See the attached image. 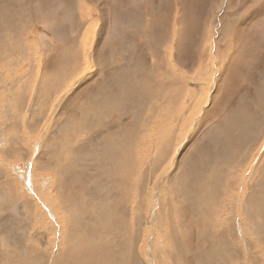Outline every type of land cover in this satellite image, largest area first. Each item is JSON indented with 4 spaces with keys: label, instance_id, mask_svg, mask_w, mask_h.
Here are the masks:
<instances>
[{
    "label": "rangeland",
    "instance_id": "1",
    "mask_svg": "<svg viewBox=\"0 0 264 264\" xmlns=\"http://www.w3.org/2000/svg\"><path fill=\"white\" fill-rule=\"evenodd\" d=\"M210 1L0 0V264H264V0Z\"/></svg>",
    "mask_w": 264,
    "mask_h": 264
},
{
    "label": "bare ground",
    "instance_id": "2",
    "mask_svg": "<svg viewBox=\"0 0 264 264\" xmlns=\"http://www.w3.org/2000/svg\"><path fill=\"white\" fill-rule=\"evenodd\" d=\"M179 1H180V0H175L177 6L180 4V3H178ZM209 1H210V0H209ZM223 1H224V0H211V1H210V5L212 4L213 6H212V7L210 8V10L208 11V12H209V13H208L209 16L206 18L205 25L202 27V36H201V37H203V38L205 37V38H207V39L209 38V35L212 33V23L216 21V17H215V19H214V17L211 15V12H214V8L216 7V4H218V3H222ZM181 2H182V1H181ZM53 4H55V3H53ZM53 4H52V5H53ZM172 4H173V9L175 10L174 3L172 2ZM181 4H182V3H181ZM181 4H180V7H179V8H182V5H181ZM210 5H209V6H210ZM227 5H228V2H227ZM227 5H226V7H228ZM207 6H208V5H207ZM177 8H178V7H177ZM202 8H203V7H202ZM54 10H55V9H54ZM54 10H53V11H54ZM169 11L172 12V9L168 10L167 12H169ZM184 11H185V9H184ZM233 12H234V11H233ZM239 12H240V11H239ZM175 13H176V11H175V12L173 11V15H174V17H173L172 21H170V22L172 23L173 33H174V29H176V28H175V22L177 21V19H176V16H177V15L175 16ZM71 15H72V14H71ZM236 15H237V14H236ZM13 16H14V15H13ZM202 16H203V15H202ZM230 16H231V15H230ZM205 17H206V16H205ZM205 17H204V19H205ZM228 17H229V16H228ZM12 18H13V17H12ZM54 18H55V17H54ZM71 18H72V17H71ZM183 18H184V17H183ZM55 19H56V18H55ZM233 19H234V18H233ZM233 19H232V20H233ZM56 20H57V19H56ZM72 21H73V20H72ZM228 21H230V20H228ZM228 21H227V22H228ZM17 22H18V21H17ZM53 22H54V21H53ZM230 22H232V21H230ZM55 23H57V22L55 21ZM203 23H204V22H203ZM75 24H76V22H75ZM169 24H170V23H169ZM76 25H77V24H76ZM228 25H229V24H228ZM228 25H227V26H228ZM230 25H231V24H230ZM9 26H10V25H9ZM228 27H229V26H228ZM10 28H11V27H10ZM232 28H233V27H231V29H232ZM226 29H227V28H226ZM176 31H177V30H176ZM200 33H201V32H200ZM225 33H227V32H225ZM232 33H233V32H232ZM230 34H231V33H230ZM9 35H10V34H9ZM16 35H17V34H16ZM10 36H11V35H10ZM18 36H19V35H18ZM201 37H200V38H201ZM197 38H198V37H197ZM18 39H19V38H18ZM3 40H4V39H3ZM14 40H15V39H14ZM162 40H163V39H162ZM166 40H167V39H166ZM166 40H165V41H166ZM228 40H229V37H225V36H223V41H225V44H226V42H227ZM45 41H46V40H45ZM167 41H168V40H167ZM210 41H211V40H210ZM12 42H13V41H12ZM15 42H17V41H15ZM71 42H72V41H71ZM163 42H164V40H163ZM207 42H209V41H207ZM69 43H70V42H69ZM165 43H166V42H165ZM170 43H171V42H170ZM67 44H68V43H67ZM73 44H75V43H73ZM163 44H164V43H163ZM207 44H208V43H207ZM19 45H20V44H19ZM200 45L203 46V44H201V43H200ZM162 46H163V45H162ZM90 47H91V46H90ZM170 47H171V46H170ZM244 47H246L245 44H244ZM163 48L166 49V52H167V46H166L165 44H164V47H163ZM90 49H91V48H90ZM168 49H169V48H168ZM199 49H200V48H199ZM19 51H20V50H19ZM44 51H45V50H44ZM92 52H93V51H92ZM20 53H22V52L20 51ZM35 53H37V52H35ZM158 53H159V52H158ZM199 54H200V53H199ZM200 55H201V54H200ZM158 57H159V56H158ZM77 58H78V57H77ZM160 58L162 59V62L165 63V65H166V60H168L167 63H168V65H169V67H171V68L173 67L172 64L170 63V59H169L170 57H169V55H168L167 53H165V52L161 53ZM166 58H167V59H166ZM10 60H11V59H10ZM74 60H75V58H74ZM79 61H80V60H79ZM157 61L159 62V60H157ZM74 62H75V61H74ZM92 62H93V61H92ZM42 63H43V62H42ZM98 63H99V62H98ZM92 64H93V63H92ZM102 64H103V63H102ZM111 64H112V63H111ZM93 66H94V65H93ZM109 66H111V65H109ZM100 67H101V66H100ZM126 67H127V66H126ZM126 67H125V68H126ZM14 68H15V66L13 67V69H14ZM44 68H45V65H44ZM86 68H87V67H86ZM118 68H119V67H118ZM99 69L102 70L101 68H99ZM176 69H177V68H176ZM73 70H74V69H73ZM111 70H112V69H111ZM166 70H167V69H166ZM81 71H82V70H81ZM98 71H99V70H98ZM112 71H113V70H112ZM170 71H172V69H171ZM172 73H173V75H175V74L178 73V70H177V72L172 71ZM75 76H77V74H76ZM78 76H79V75H78ZM170 76H171V75H170ZM10 77H11V76H10ZM166 77H168V76H166ZM39 79H40V84H41V86H42V88H43V85H45V82H46V81H44L42 78H39ZM90 79H91V78H90ZM171 79H172V76H171ZM17 80H18V79H17ZM91 80H92V79H91ZM96 80H97V79H96ZM96 80L94 81L95 83H96ZM74 81H75V80H74ZM74 81H72V82H74ZM76 81H77V79H76ZM165 83H166V82H165ZM0 84H1V83H0ZM12 84H14V83H12ZM5 85H6V84H5ZM95 85H96V84H95ZM15 86H16V85H15ZM41 86H39V88H41ZM97 86H98V85H97ZM7 87H8V86H7ZM84 87H86V86H84ZM1 88H2V87H1ZM90 88H91V87H89V89H90ZM46 89H47V91L42 95L41 99H40V100H37V104H38V105L42 104L43 102H46V101L50 98V94H49V92H50V85H46ZM91 89H92V88H91ZM96 89H97V88H96ZM15 90H16V89H15ZM15 90H14V92H15ZM22 90H24V89H22ZM25 90H26V89H25ZM80 90H81V89H80ZM87 90H88V89H87ZM94 90H95V89H94ZM34 91L37 92V88H35ZM90 91H91V90H90ZM10 93H11V92H10ZM17 93H19V92H17ZM21 93H22V92H21ZM74 93H75V92H74ZM81 93H85V90H84L83 92H81ZM0 94H1V93H0ZM7 94H8V93H7ZM12 94L14 95V93H12ZM56 94H57V93H56ZM56 94H53V95H56ZM71 94H72V93H71ZM86 94H87V93H86ZM90 94H91V93H90ZM23 95H24V94H23ZM8 96H9V95H8ZM16 96H17V95H16ZM16 96H15V97H16ZM61 96H62V95H61ZM61 96H60V97H61ZM78 96H80V95H78ZM91 96H92V95H91ZM2 97H3V96H2ZM2 97H1V99H2ZM4 97H5V96H4ZM4 97H3V98H4ZM9 97H11V96H9ZM12 97H13V96H12ZM51 97H52V96H51ZM56 97H58V96L56 95ZM64 97H65V96H64ZM92 97H93V96H92ZM66 98H67V97H66ZM77 98H78V97H77ZM90 98H91V97H90ZM99 98H100V97H99ZM4 99H5V98H4ZM22 99H23V98H22ZM32 99H36V97H33ZM56 99H57V98H52L53 101H56ZM58 99H59V98H58ZM58 99H57V101H58ZM75 99H76V98H75ZM80 99H81V98H80ZM80 99H79V100H80ZM8 100H9V99H8ZM8 100H7V101H8ZM10 100H11V99H10ZM10 100H9V101H10ZM17 100H18V99H17ZM62 100H63V99H62ZM85 100H86V99H85ZM93 100H94V99H93ZM5 101H6V100H5ZM81 101H82V100H81ZM1 102H2V101H1ZM13 102H16V101H13ZM48 102H49V100H48ZM64 102H66V101H64ZM95 102H96L97 104L99 103V102H97V101H95ZM4 103H5V102H4ZM8 104H9V103H8ZM17 104H18V102H17ZM67 104H68V103H67ZM71 104H72V103H71ZM0 105H1V104H0ZM6 105H7V104H6ZM56 105H57V104H56ZM89 106H90V105H89ZM93 106H94V105H93ZM97 106H99V105H97ZM10 107H11V106H10ZM15 107H16V106H15ZM61 107H62V106H61ZM85 107H86V106H85ZM90 107H91V106H90ZM66 108H67V107H66ZM75 108H76V106H75ZM80 108H82V107H80ZM2 109H3V108H2ZM17 109H18V111H19V108H17ZM17 109H16V110H17ZM27 109H28V108H27ZM46 109H47V108H43V109H42L41 107L39 108V110H44V111H45ZM12 110H13V109H12ZM12 110L10 109V111H12ZM14 110H15V109H14ZM25 110H26V109H25ZM69 110H70V109H69ZM78 110H79V108H78ZM50 111H51V110H50ZM73 111H74V110H73ZM86 111H87V110H86ZM2 112H4V110H3ZM12 112H13V111H12ZM57 112H58V110H57ZM88 112H89V111H88ZM91 112H92V111H91ZM5 113H6V112H4V114H5ZM9 113H10V112H9ZM17 113H20V112H17ZM23 113H24V112H23ZM61 113H62V112H61ZM67 113H68V112H67ZM67 113H66V114H67ZM84 113H85V112H84ZM6 114H7V113H6ZM62 114H63V113H62ZM70 114H71V113H70ZM72 114H73V113H72ZM87 114H90V113H87ZM87 114H86V115H87ZM42 115H45V114H42ZM49 115H50V114H49ZM63 115H64V114H63ZM75 115H76V114H75ZM208 115H209V114H208ZM210 115H211V114H210ZM1 116H4V115H1ZM61 116H62V115H61ZM82 116L84 117V115H82ZM31 117H32V116H31ZM50 117H51V116H50ZM86 117H87V116H86ZM73 118H74V117H73ZM87 118H88V117H87ZM206 118H207V117H206ZM33 119H34V118H33ZM35 119H36V117H35ZM35 119H34V120H35ZM39 119H40V118H39ZM39 119L37 118V120H39ZM49 119H50V118H49ZM49 119H48V120H49ZM51 119H52V117H51ZM76 119H77V118H76ZM81 119H82V118H81ZM199 120H200V119H199ZM41 121H42V120H41ZM67 121H68V120H67ZM30 122H32V121H30ZM35 122H36V121H35ZM73 122H74V121H73ZM77 122H78V119H77ZM80 122H81V121H80ZM199 122H200V121H199ZM21 123H22V122H21ZM32 123H33V122H32ZM38 123H39V122H38ZM44 123H45V122H44ZM65 123H66V122H65ZM81 123H82V122H81ZM166 123H167V122H166ZM259 123H260V122H259ZM34 124H35V123H34ZM42 124H43V122H42ZM47 125H48V124H47ZM199 125H200V124H199ZM10 126H11V125H10ZM17 126H18V125H17ZM55 126H56V125H55ZM83 126H86L85 123L83 124ZM83 126H82V127H83ZM256 126H257V125H256ZM38 127H39V126H38ZM80 127H81V126H80ZM257 127H258V126H257ZM36 128H37V127H36ZM77 128H78V127H77ZM163 128H164V127H163ZM197 128H198V126H197ZM262 128H263V127H262ZM86 129H87V128H86ZM168 129H169V128H168ZM29 130H30V129H29ZM36 130H37V129H36ZM36 130H35V132H37ZM59 130H60V129H59ZM45 131H46V130H45ZM47 131H48V130H47ZM164 131H165V130H164ZM164 131H163V132H164ZM168 132H169V130H168ZM39 133H40V132H39ZM48 133H49V132H48ZM101 133H102V132H101ZM169 133H170V132H169ZM167 134H168V133H167ZM60 137H61V136H60ZM156 137H157V136H156ZM156 137H155V138H156ZM189 137H190V136H189ZM63 138H64V137H63ZM63 138H62V140H63ZM261 138H262V137H261ZM162 139H163V138H162ZM59 140H60V139H59ZM64 140H65V138H64ZM105 140H106V139H105ZM42 141H43V140H42ZM55 141H56V140H55ZM231 141H232V140H231ZM63 142H64V141H63ZM161 142H162V141H161ZM34 143H36V142H34ZM12 144H13V143H12ZM48 144H49V143H48ZM13 145H14V144H13ZM50 145H51V144H50ZM161 145H162V144H161ZM10 146H11V145H10ZM13 147H14V146H13ZM233 147H234V146H233ZM10 148H11V147H10ZM29 148H30V147H29ZM158 148H159V147H158ZM6 149H7V148H6ZM1 150H2V149H1ZM4 150H5V149H4ZM14 150H15V148H14ZM55 150H56V149H55ZM233 150H236V149H233ZM220 151H221V150H220ZM23 152H24V151H23ZM51 152H52V151H51ZM51 152H50V153H51ZM222 152H223V151H222ZM239 152H240V151H239ZM1 153H2V152H1ZM41 153H42V152H41ZM160 153H162V152H160ZM228 153H230V152H228ZM231 153H232V152H231ZM233 153H234V152H233ZM240 153H241V152H240ZM39 154H40V153H39ZM55 154H56V153H55ZM155 154H156V152H155ZM155 154H154V155H155ZM41 155H42V154H41ZM234 155H235V154H234ZM237 155H238V154H237ZM237 155H236V156H237ZM42 156H43V155H42ZM48 156H49V155H48ZM45 157H46V156H45ZM159 157H160V156H159ZM243 157H244V156H243ZM42 158H43V157H42ZM159 159H160V158H159ZM207 160H210V159H207ZM210 161H212V160H210ZM203 163H204V162H203ZM210 163H212V162H210ZM210 163H209V165H210ZM222 163H224V162H222ZM203 165H204V164H203ZM217 165H218V164H217ZM219 165H220V164H219ZM241 165H242V164H241ZM210 166H211V165H210ZM63 167H64V166H63ZM219 167H220V166H219ZM225 167H226V165H225ZM237 167L239 168V166H237ZM8 168H9V167H8ZM170 168H171V167H170ZM233 168H234V167H233ZM209 169H210V168H209ZM207 170H208V169H207ZM204 171H205V170H204ZM213 171H215V168L213 169ZM0 172H1V171H0ZM207 173H208V172H207ZM209 173H210V172H209ZM70 174H71V173H70ZM220 175H221V174H220ZM203 176H204V175H203ZM217 176H218V175H217ZM221 176H222V175H221ZM0 177H1V176H0ZM9 177H10V176H9ZM71 177H72V176H71ZM197 177H198V176H197ZM210 177H211V176H210ZM223 177H224V176H223ZM250 177H252V176H250ZM3 178H5V177H3ZM194 178H196V177L194 176ZM216 178H218V177H216ZM5 179H6V178H5ZM11 179H12V178H11ZM38 179H39V178H38ZM49 179H50V178H49ZM201 180H202V179H201ZM217 180H218V179H217ZM255 181H257V180H255ZM59 182H60V181H59ZM221 182H222V181H221ZM246 182L248 183V181H246ZM258 182H259V180H258ZM261 182H262V181H261ZM72 183H73V182H72ZM228 183H229V182H228ZM2 184H3V183H2ZM3 185H6V184H3ZM86 185H87V184H86ZM254 185H255V183H254ZM97 186H98V185H97ZM156 186H157V185H156ZM262 186H263V184H262ZM257 188H258V187H257ZM260 188H262V187H260ZM58 189H59V188H58ZM108 189H109V188H108ZM214 190H215V189H214ZM258 190H259V189H258ZM119 191H120V190H119ZM263 191H264V190H263ZM13 192H14V191H13ZM172 192H173V191H172ZM210 192H212V191H210ZM213 192H214V191H213ZM250 192H251V191H250ZM11 194H12V193H11ZM97 194H98V193H97ZM189 196H190V195H189ZM206 196H207V195H206ZM211 196H212V193H211V195H210L209 197L207 196V198L210 200ZM243 196H244V198L246 197L245 195H243ZM186 197H187V195H186ZM202 197H203V196H202ZM260 197H261V196H260ZM10 198H11V197H10ZM15 198H17V197H15ZM25 198H26V197H25ZM104 198H105V197H104ZM168 198H169V197H168ZM203 198H204V197H203ZM241 198H243V197H241ZM23 199H24V197H23ZM88 199H89V198H88ZM170 199H171V197L169 198V200H170ZM185 199H186V198H185ZM187 199H188V198H187ZM187 199H186V200H187ZM12 200H13V199H12ZM12 200H11V201L9 200V203L12 202L13 204H15V203L13 202L14 200H13V201H12ZM21 200H22V199H21ZM159 200H160V199H159ZM169 200H167V201L170 202ZM180 200H181V199H180ZM205 200H206V199H205ZM241 200H242V199H241ZM241 200L238 201L237 198H236V201H238V202H240ZM246 200H248V199H246ZM0 201H1V200H0ZM2 201H3V199H2ZM2 201H1V202H2ZM4 201H5V200H4ZM57 201H58V200H57ZM162 201H164V200H162ZM249 201H250V200H249ZM5 202L7 203V200H6ZM24 202H25V201H24ZM202 202H203V201H202ZM206 202H207V201H206ZM209 202H210V201H209ZM243 202H244V201H243ZM3 203H4V202H3ZM64 203H65V202H64ZM204 203H205V202H204ZM255 203H256V202H255ZM0 204H2V203H0ZM10 204H11V203H10ZM10 204H9V205H10ZM13 204H12V205H13ZM17 204H18V202H17ZM163 204L165 205L166 202H165V203L163 202ZM167 204H168V203H167ZM183 204H184V202H183ZM237 204H240V203H237ZM5 205H6V204H5ZM5 205H4V206H5ZM9 205H8V206H9ZM63 205H64V204H63ZM73 205H74V204H73ZM160 205H161V204H160ZM170 205H171V203H170ZM170 205H169V206H170ZM203 205H205V204H203ZM258 205H259V204H258ZM16 206L20 207L19 205H16ZM16 206H15V207H16ZM181 206H182V205H181ZM193 206H195V204H194ZM207 206H208V203H207ZM207 206H206V207H207ZM236 206H237V205H236ZM241 206H242V205H241ZM255 206H257V205H255ZM0 207H3V205H1ZM15 207H14V205L12 206V208H15ZM37 207H38V206H37ZM84 207H85V206H84ZM159 207H160V206H159ZM161 207H163V206H161ZM10 208H11V205H10ZM194 208H195V207H194ZM194 208L192 207V209H193V210H192V213L195 211ZM237 208H238V206H237ZM8 209H9V207L6 208V212L10 210V209H9V210H8ZM190 209H191V208H190ZM195 209H196V208H195ZM238 209H239V208H238ZM14 210H15V209L10 210L9 213H10L11 211H13L12 213H14ZM16 210H17V211H16ZM16 210H15V213L18 212V209H17V208H16ZM28 210H29V209H28ZM216 210H217V209H216ZM0 211H2V212L0 213V216H2L1 214L4 213L5 210L3 211V209H2V210H0ZM185 211H187V210L185 209ZM243 211H244V210H243ZM41 212H42V211H41ZM162 212H164V211H162ZM165 212H167V211H165ZM165 212L163 213V215H165ZM180 212L182 213V211H180ZM188 212H189V214H190L191 211L189 210ZM219 212H220V211H218V215H219ZM241 212H242V211H241ZM12 213H11V214H12ZM234 213H235V210H234ZM236 213H237V212H236ZM239 213H240V212H238V214H239ZM248 213H249V212H248ZM21 214H22V213H21ZM174 214H175V213H174ZM187 214H188V213H187ZM187 214H186V215H187ZM189 214H188V216H190ZM220 214H221V213H220ZM232 214H233V213H232ZM240 214H241V213H240ZM166 215H167V214H166ZM176 215H177V214H176ZM176 215H175V216H176ZM186 215L184 214V215H183V218H186V217H184V216H186ZM230 215H231V213L228 214V218H229ZM233 215H234V214H233ZM236 215H237V214H236ZM58 216H59V215H58ZM60 216H61V215H60ZM99 216H100V215H99ZM167 216H169V215H167ZM178 216H181V215H178ZM188 216H187V218H188ZM164 217H165V216H164ZM170 217H171V216H170ZM170 217H169V218H170ZM211 217H213V216H211ZM165 218H167V217H165ZM169 218H168L167 220H169ZM177 218H178V217H177ZM183 218H181V219H183ZM187 218H186V220H185V219H184V220L187 221ZM218 218H220V217H218ZM223 218H224V215H223ZM233 218L235 219V216H233ZM12 219H13V218H12ZM61 219H62V218H61ZM63 219H64V218H63ZM73 219H74V218H73ZM175 219H176V218H175ZM179 219H180V218H178V220H179ZM189 219H191V218H189ZM189 219H188V221H189ZM211 219H212V218H211ZM221 219H222V218H220V220H221ZM230 219H231V216H230ZM0 220H3V219H0ZM68 220H69V219H68ZM78 220H79V219H78ZM163 220H164V219H163ZM184 220H179V221H184ZM191 220H192V219H191ZM222 220H223V219H222ZM224 220H225V219H224ZM228 220H229V219H227V221H228ZM192 221H193V220H192ZM192 221H191L190 223H193ZM212 221H213L212 224H216V223H214L215 219H212ZM230 221H231V220H230ZM5 222H6V221H5V219H4V223H5ZM7 222H8V221H7ZM9 222H10V221H9ZM15 222H16V221H15ZM74 222L76 223V222H78V221H74ZM74 222H73V223H74ZM171 222H172V221H171ZM173 222H174V220H173ZM176 222H177V219H176ZM220 222H221V221H220ZM244 222H245V221H244ZM4 223L0 221V236H1V237L7 236L8 234H10V231H11V230L8 228V226L5 225L6 223H5V224H4ZM17 223H18V220H17ZM177 223H178V222H177ZM177 223H176V224H177ZM190 223H189V224H190ZM14 224H15V223H14ZM33 224H34V223H33ZM71 224H72V223H71ZM77 224H78V223H77ZM79 224H80V223H79ZM180 224H182V223H179V224H177V225L180 226V228H181V225H180ZM231 224H232V222H231ZM16 225H18V224H16ZM67 225H68V224H66V226H67ZM75 225H76V224H75ZM157 225H159V224H157ZM160 225H162V223H161ZM169 225H170V224H169ZM169 225H168V226H169ZM184 225H185V224H184ZM191 225H192V224H191ZM193 225H194V224H193ZM69 226H70V225H69ZM71 226H72V225H71ZM73 226H74V225H73ZM162 226H163V225H162ZM170 226H171V225H170ZM182 226H183V225H182ZM186 226H187V225H185V227H186ZM206 226H207V224H206ZM206 226H205V227H206ZM211 226H215V225H211ZM67 227H68V226H67ZM78 227H79V226H78ZM78 227H77V228H78ZM160 227H161V226H160ZM171 227H172V226H171ZM174 227H175V226H174ZM174 227H173V228H174ZM188 227H190V226H188ZM192 227H193V226H191V228H192ZM205 227H204V229H205ZM234 227H235V226H234ZM234 227H233V228H234ZM11 228H12V227H11ZM20 228H21V227H20ZM63 228H64V227H63ZM69 228H70V227H69ZM180 228H177L176 231H178V229H179V230H183V229H184V228H183V229H182V228L180 229ZM191 228H190V229H191ZM202 228H203V227H202ZM207 228H208V226L206 227V230H207ZM212 228H214V227H212ZM13 229H14V228H13ZM23 229H25V227H24ZM27 229H28V228H27ZM27 229H26V230H27ZM159 229H160V228H159ZM161 229H162V228H161ZM165 229H166V228H165ZM168 229H170V227H168ZM188 229H189V228H188ZM72 230H73V229H72ZM75 230H76V228H75ZM80 230H81V229H80ZM163 230H164V229H162L161 231H163ZM170 230H171V229H170ZM232 230H233V229H232ZM190 231H192V230H190ZM202 231H203V229H202ZM215 231H216V230H215ZM221 231H222V229H221ZM13 232H14V231H13ZM167 232L169 233V230H168ZM174 232H175V230H174ZM178 232H179V231H178ZM181 232H182V231H181ZM183 232H184V231H183ZM183 232H182V233H183ZM186 232H187V231H186ZM192 232H193V231H192ZM212 232H214V231H212ZM40 233H41V232H40ZM70 233H71V232H70ZM176 233H177V232H175V234H176ZM218 233H219V232H218ZM221 233H222V232H221ZM36 234H37V233H36ZM184 234H185V233H184ZM184 234H183V235H184ZM190 234L193 235L192 233H190ZM194 234H195V233H194ZM206 234H207V232L204 233V235H206ZM210 234H211V233H210ZM212 234H213V233H212ZM172 235H174V234H172ZM176 235H177V234H176ZM185 235H186V234H185ZM185 235H184V236H185ZM215 235H217V234H215ZM215 235H214V236H215ZM226 235H228V234H226ZM166 236H167V234H166ZM184 236H183V238H184ZM193 236H194V235H193ZM45 237H46V236H45ZM169 237H170V236H169ZM180 237H181V236H180ZM188 237H190V235H189ZM218 237H219V236H218ZM218 237H217V239H218ZM224 237H225V236H224ZM167 238H168V237H167ZM185 238H187V237H185ZM194 238H196V237H194ZM199 238H200V237H199ZM199 238H197V239H199ZM3 239H4V245H10L11 243H13V242H11V241L9 240V237H8V236H7V237H4ZM20 239H21V238H20ZM80 239H81V238H80ZM170 239H171V237H170ZM176 239L180 241L179 237H177ZM188 239H189V238H188ZM190 239H191V238H190ZM211 239H212V238H211ZM21 240H22V239H21ZM88 240H90V239H88ZM177 240H173V242H174V241L176 242ZM186 240H187V239H186ZM207 240H208V238H207ZM215 240H216V237H215ZM215 240H214V242H215ZM218 240H219V239H218ZM66 241H67V240H66ZM68 241H70L69 238H68ZM182 241H183V240H182ZM184 241H185V239H184ZM184 241H183V243L185 244ZM189 241H190V240H189ZM192 241H193V240H192ZM210 241H211V240H210ZM212 241H213V240H212ZM212 241H211L210 243H208V244L211 245V243H214V242H212ZM219 241H220V240H219ZM175 242H174V243H175ZM186 242L188 243V241H186ZM216 242H217V240H216ZM15 243H16V242H15ZM57 243H58V242H57ZM62 243H63V241H62ZM69 243H72V241H70ZM81 243H82V242H81ZM176 243L179 244L178 241H177ZM181 243H182V242H181ZM220 243H221V242H220ZM220 243H219V244H220ZM46 244H47V243H46ZM66 244H67V243H66ZM74 244H75V243H74ZM188 244H192V243L189 242ZM186 245H187V244H186ZM186 245H185V246H186ZM216 245H217V244H216ZM71 246H72V245H71ZM71 246H68V247H71ZM74 246H75V245H74ZM74 246H73V247H74ZM76 246H77V245H76ZM76 246H75V248H76ZM80 246H81V245H80ZM179 246H181V245L179 244ZM207 246H208V245H207ZM213 246H215V243H214V245H212V247H213ZM77 247H78V246H77ZM90 247H91V246H90ZM191 247H192V246H191ZM193 247H194V246H193ZM209 247H210V246H209ZM81 248H82V247H80V249H81ZM85 248H86V247H85ZM92 248H93V247H92ZM181 248H183V247H181ZM187 248H189V247L187 246ZM16 249H17V250H20L19 248H16ZM26 249H27V248H26ZM28 249L30 250V248H28ZM32 249H33V248H32ZM76 249H77V248H76ZM89 249H90V248H89ZM89 249H87V250H89ZM193 249H194V248H193ZM205 249H206V248H205ZM205 249H203V250H204V252L206 253ZM207 249H208V248H207ZM214 249H216V248H214ZM29 250H27V251H29ZM189 250H192V249H187V251H189ZM23 251H24V250H23ZM84 251H85V250H84ZM171 251H172V250H171ZM183 251H184V249H183ZM183 251H182V252H183ZM220 251H221V250H220ZM4 252H6V251H4ZM29 252H30V251H29ZM172 252H173V251H172ZM177 252H178V251H177ZM0 253H3V252H0ZM75 253H76V251H75ZM183 253H184V252H183ZM183 253H182V254H183ZM187 253H188V252H187ZM193 253H194V252H193ZM62 254H63V253H62ZM173 254H175V253H173ZM184 254H185V253H184ZM209 254H210V248H209ZM228 254H229V252H228ZM2 255H5V254H2ZM213 255H214V254H213ZM0 256H1V254H0ZM7 256H8V255H7ZM29 257H30V256H29ZM55 257H56V256H55ZM2 258H3V257H2ZM49 258H50V257H49ZM104 258H105V257H104ZM104 258H103V259H104ZM243 258H244V257H243ZM29 259H30V258H29ZM61 259H62V258H61ZM211 259H212V258H211ZM211 259H210V260H211ZM217 259H218V258H217ZM219 259H220V258H219ZM4 260H5V259H4ZM235 260H236V259H235ZM245 260L247 261L248 259H245ZM57 261H58V260H57ZM207 261H208V259H207ZM215 261H216V260H215ZM241 261H242V260H241ZM55 262H56V261H55ZM219 262H220V261H219ZM175 263H176V262H175ZM251 263H252V262H251ZM132 264H140V263H139V262H136V263H132ZM245 264H246V263H245ZM247 264H248V263H247Z\"/></svg>",
    "mask_w": 264,
    "mask_h": 264
}]
</instances>
